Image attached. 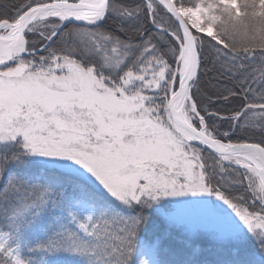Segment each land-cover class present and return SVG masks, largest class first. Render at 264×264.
Masks as SVG:
<instances>
[{
    "label": "snow or ice",
    "instance_id": "6c2138e0",
    "mask_svg": "<svg viewBox=\"0 0 264 264\" xmlns=\"http://www.w3.org/2000/svg\"><path fill=\"white\" fill-rule=\"evenodd\" d=\"M0 264H264V0H0Z\"/></svg>",
    "mask_w": 264,
    "mask_h": 264
},
{
    "label": "trees",
    "instance_id": "16d2710c",
    "mask_svg": "<svg viewBox=\"0 0 264 264\" xmlns=\"http://www.w3.org/2000/svg\"><path fill=\"white\" fill-rule=\"evenodd\" d=\"M209 68H211V64L208 65ZM234 104H239V101H235ZM226 107H231V106H226ZM227 125H225L224 128L221 129V131L226 130ZM238 136L239 137H243L247 139L248 141H255V142H259L260 141V135L258 131H253V130H249L247 132H238ZM234 140L236 139V137L233 138Z\"/></svg>",
    "mask_w": 264,
    "mask_h": 264
},
{
    "label": "water",
    "instance_id": "95a60500",
    "mask_svg": "<svg viewBox=\"0 0 264 264\" xmlns=\"http://www.w3.org/2000/svg\"><path fill=\"white\" fill-rule=\"evenodd\" d=\"M248 142H252V143H258V142H255V141H248Z\"/></svg>",
    "mask_w": 264,
    "mask_h": 264
}]
</instances>
